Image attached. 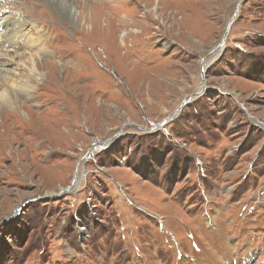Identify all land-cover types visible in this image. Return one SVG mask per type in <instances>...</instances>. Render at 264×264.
<instances>
[{
    "label": "rangeland",
    "instance_id": "1",
    "mask_svg": "<svg viewBox=\"0 0 264 264\" xmlns=\"http://www.w3.org/2000/svg\"><path fill=\"white\" fill-rule=\"evenodd\" d=\"M51 2L0 0V264H264V0Z\"/></svg>",
    "mask_w": 264,
    "mask_h": 264
},
{
    "label": "bare ground",
    "instance_id": "2",
    "mask_svg": "<svg viewBox=\"0 0 264 264\" xmlns=\"http://www.w3.org/2000/svg\"><path fill=\"white\" fill-rule=\"evenodd\" d=\"M67 2H68V0H52L51 3H53L54 7L58 8L60 6L67 7V5H68ZM67 12L68 13L71 12V8H67ZM3 22H4L3 27L8 28L9 21H3ZM3 37H4V39H2V41H0V44H1V42H4V45L6 43L9 44L10 31L6 32ZM3 51H7V50L4 49ZM29 54H31V53H29ZM210 59L211 58L204 60L205 61L204 63L202 62L203 69L205 66H207V63L210 61ZM28 60L30 61V64H31V65H29V71L35 72V69L36 70L38 69V68H36V65H35L36 60L34 58L28 59ZM2 65H3V63L0 62V86L1 85L4 86V84H5V82H2V81H4V77H2V74H3V70L1 69ZM35 74H36V76L39 75L41 77L42 72L40 70H38L37 72H35ZM31 84H32L31 78L26 77L24 79H21L20 82H14L13 81L11 85L8 84L10 86L7 89H4V88L2 89V86H1L0 87V107H6L8 109L14 108L15 110L20 109V103L17 102V99L15 98L14 95H24L25 97H30L31 96V89H32ZM201 87H202V85L200 84V86L197 88L198 89L197 91H199Z\"/></svg>",
    "mask_w": 264,
    "mask_h": 264
},
{
    "label": "water",
    "instance_id": "3",
    "mask_svg": "<svg viewBox=\"0 0 264 264\" xmlns=\"http://www.w3.org/2000/svg\"><path fill=\"white\" fill-rule=\"evenodd\" d=\"M238 8H239V4H237L236 5V8H235V12H234V14H233V17H234V15L236 14V12H237V10H238ZM230 18V20H229V22H228V24H227V26H226V32H227V30H228V28L230 27V25H231V23H232V21H233V19L234 18ZM224 40H225V35L223 36V38L213 47V49L202 59V61H201V63L204 61V60H206V58L207 57H209V56H211V55H213V54H215L222 46H223V44H224ZM203 74H204V71H203V64H202V67H201V76L203 77ZM204 89V85L202 84V87L200 88V90L199 91H195V92H193V93H191V94H189V95H187L188 97H186L185 98V100H183V102L181 103V106H183L184 104H186V102H188L192 97H196V96H198L200 93H201V91ZM181 106H180V108L179 109H181ZM178 111V110H177ZM85 155V154H84ZM87 155H89V154H86L85 156H87ZM84 156V157H85ZM83 158V157H82ZM75 182V180H73V182H72V184Z\"/></svg>",
    "mask_w": 264,
    "mask_h": 264
}]
</instances>
